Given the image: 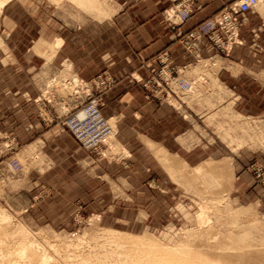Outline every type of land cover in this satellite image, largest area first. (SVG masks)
Listing matches in <instances>:
<instances>
[{
    "label": "rangeland",
    "instance_id": "374dc122",
    "mask_svg": "<svg viewBox=\"0 0 264 264\" xmlns=\"http://www.w3.org/2000/svg\"><path fill=\"white\" fill-rule=\"evenodd\" d=\"M6 1L0 13V264H128L126 247L138 239L163 250L186 241L208 253L221 245L213 253L234 256L239 244L233 247V240L244 235L247 247L239 249H249L251 264H264L255 258L264 247V72L239 75L231 68L240 87L227 88L220 83L223 59L200 55L207 39L228 58L243 43V19L237 42L226 48L208 36H189L235 2L181 36L195 57L190 66H175L166 51L149 77L127 76L147 101L190 111V143L180 151L181 142L143 149L123 142L117 119L103 113L104 96L117 84L111 72L85 80L69 67L53 68L56 38L94 27L134 0H90L96 8L74 0ZM196 2L180 0L163 13L182 24L187 20L179 12L193 6V14ZM256 11L264 13V0ZM231 90L240 104L225 102ZM86 110L106 127L94 137L83 131L89 119L81 133L71 128ZM40 196L60 203V216L27 208ZM247 210L252 213L235 217Z\"/></svg>",
    "mask_w": 264,
    "mask_h": 264
},
{
    "label": "crops",
    "instance_id": "0c3cea01",
    "mask_svg": "<svg viewBox=\"0 0 264 264\" xmlns=\"http://www.w3.org/2000/svg\"><path fill=\"white\" fill-rule=\"evenodd\" d=\"M236 1L198 0L191 18L174 25L175 22L163 12L170 7L176 8L180 0H134L112 18L94 27L79 28L76 34L56 38L61 43L53 56V68L64 70L69 67L85 80H92L104 71L111 72L117 84L104 96L106 106L103 113L107 118L117 119L123 142L128 146L134 142L141 149L147 144L173 146L181 142V149L178 148L181 151L185 148L184 141L186 145L190 143L193 119L190 111L185 109V114L170 104L147 101L141 85L131 82L127 76L134 72L149 77L157 70L158 57L166 51L171 54L175 66H190L195 57L184 49L181 36ZM240 17L244 20L240 30L243 43L234 46L228 58L220 56L207 39L200 44L202 58L216 59L219 56L223 64H227L219 71L225 74L224 81L223 75L220 76V83L235 90L239 89L240 83L231 68L240 71L239 75L264 72V13H257L255 8ZM225 71L230 74L228 80ZM231 92L225 102L240 104L238 92ZM246 99L245 96L241 98ZM245 180L250 183L248 178ZM40 197L33 199L38 203L27 207L30 211L60 216V203L56 204L50 196Z\"/></svg>",
    "mask_w": 264,
    "mask_h": 264
},
{
    "label": "bare ground",
    "instance_id": "6f19581e",
    "mask_svg": "<svg viewBox=\"0 0 264 264\" xmlns=\"http://www.w3.org/2000/svg\"><path fill=\"white\" fill-rule=\"evenodd\" d=\"M74 1L76 3H78V5H80V6L84 7V8H86V7H90V8L94 7V8H96V7L99 6V5H96V4H92L91 5L90 4V0H74ZM6 3H7L6 0H0V13L2 12V9L6 5ZM58 46H60V43H58V42H57V44L55 43V48L56 49L58 48ZM65 74H66V76H64L65 78L68 77V76H71V74L68 71H65ZM79 116L80 117L85 116L84 112H81L79 114ZM212 170H213V168L211 169V171ZM196 173H198V172H196ZM249 213H252V211L250 212V211L247 210V211L236 212V214L235 213L234 214L236 215L235 217L239 220L240 217H242L243 215L248 216ZM251 215L249 216L250 218L248 217L249 219H251V217H252ZM249 219H248V221H249ZM258 226H260V225L259 224L256 225L254 223V227H256V229H259ZM247 235H249V234H247ZM139 238H141V237H139ZM239 239H238L239 241L236 244H235V241L233 240L234 246L231 244L233 247H235V245L239 244V246L237 248L238 250H240L239 247L240 248H244L246 246V243H247L248 238H247V236L244 235V236H241ZM139 241H140V239H138V242L137 243H131L130 242V244H128L129 246L126 247V249H127L126 250V253H124V251H123V253L127 255V258L129 260V262H127L128 264H251L250 260H248L250 255H249L248 252H246V251L249 250L247 248H245V249H247L246 251H245V249H243V251L240 250L239 251L240 253L237 250L236 253H238V254L236 255V254L233 253L234 256L232 255V253H230L232 251H229L230 254H228V252H227L226 254H219L218 253V255H216L215 253H213L215 251L216 246L213 247V248H211V249H213V252H209L208 253L205 250L199 249L200 248L199 245H198V247L197 246L195 247L194 244L193 245L190 244L189 242H191V241H189L188 243L186 241V244H183V246L181 245V246H179L177 248H172V247L169 248V247H166V249H164V250L163 249H160L156 245L153 246L152 244H151L150 247H148L145 243H144L145 244L144 245L142 243H139ZM201 242H203V241L201 240ZM220 246L221 245H217L216 250L218 249V247H219V249H221ZM254 246H255V244H253V247L252 248H255ZM223 247H225V246L222 245V248ZM230 247H228V248H230ZM249 247H251V246H249ZM258 247H257V249H258ZM261 247H263V246L261 245ZM252 248H250L251 249V252H253V251H256L257 252V249H252ZM261 249H263V250H261ZM210 251H212V250H210ZM223 251H225V250H223ZM254 253L255 252H253V254ZM257 253H255V255L257 254V256H255L256 261L258 263L261 262V261L264 262V247L263 248H260V250ZM253 258H254V255H253ZM252 262H255V259Z\"/></svg>",
    "mask_w": 264,
    "mask_h": 264
},
{
    "label": "built area",
    "instance_id": "2783aa9c",
    "mask_svg": "<svg viewBox=\"0 0 264 264\" xmlns=\"http://www.w3.org/2000/svg\"><path fill=\"white\" fill-rule=\"evenodd\" d=\"M259 4V0H238L230 7L223 10L215 18L202 23L198 29L190 33L189 36L195 37H206L208 36L210 40L214 41L219 48H226L230 44L236 43L238 38L239 28L241 26L242 19L240 15L244 12L254 10ZM193 7V6H192ZM192 7L185 8L182 12H179L181 20L184 22L191 18ZM186 83V82H185ZM185 86L192 87L193 85L189 82ZM85 116L80 117L79 115L73 121H71V128L78 134L80 130V124L85 120H91L87 123V127L83 128V131H88L89 134L96 136L97 130L105 127L104 121L95 112L89 113L84 111ZM91 125H96V128L92 130ZM84 127V126H83ZM106 128V127H105ZM75 132V133H76Z\"/></svg>",
    "mask_w": 264,
    "mask_h": 264
}]
</instances>
